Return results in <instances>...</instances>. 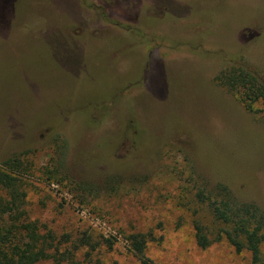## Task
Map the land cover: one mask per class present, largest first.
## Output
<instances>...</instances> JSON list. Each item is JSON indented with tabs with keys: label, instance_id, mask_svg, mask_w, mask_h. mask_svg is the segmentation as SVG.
<instances>
[{
	"label": "rangeland",
	"instance_id": "rangeland-1",
	"mask_svg": "<svg viewBox=\"0 0 264 264\" xmlns=\"http://www.w3.org/2000/svg\"><path fill=\"white\" fill-rule=\"evenodd\" d=\"M234 64L264 78V0H0V163L25 153L28 220L117 236L92 264H140L133 233L158 264H252L186 159L264 209V102L221 83Z\"/></svg>",
	"mask_w": 264,
	"mask_h": 264
},
{
	"label": "trees",
	"instance_id": "trees-1",
	"mask_svg": "<svg viewBox=\"0 0 264 264\" xmlns=\"http://www.w3.org/2000/svg\"><path fill=\"white\" fill-rule=\"evenodd\" d=\"M218 79L233 89H244L245 109L252 110L259 100L264 102V78L250 68L234 64ZM24 155L16 154L0 163V189L5 191V195L0 196V264H39L46 260L60 264H92L101 250H113L117 236L87 229L74 239L69 234L58 237L52 232L43 234L35 222L28 220L24 209L27 194L22 188L26 169L22 161ZM186 159L198 201L210 207L217 222L229 227L227 237L238 251L246 248L251 253L252 264H264V209L255 202L241 199L228 185L208 180L200 173L195 157L188 155ZM83 186L85 192L98 191L86 184ZM127 241L129 251L140 264H158L148 255V234L133 233L127 236ZM196 241L201 247L209 243L204 228L198 223Z\"/></svg>",
	"mask_w": 264,
	"mask_h": 264
}]
</instances>
